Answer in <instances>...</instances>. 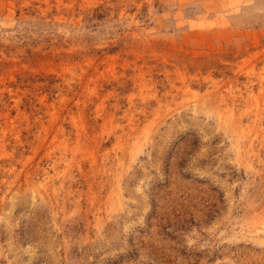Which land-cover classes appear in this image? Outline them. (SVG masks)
I'll use <instances>...</instances> for the list:
<instances>
[{
	"label": "rangeland",
	"instance_id": "1",
	"mask_svg": "<svg viewBox=\"0 0 264 264\" xmlns=\"http://www.w3.org/2000/svg\"><path fill=\"white\" fill-rule=\"evenodd\" d=\"M0 264H264V0H0Z\"/></svg>",
	"mask_w": 264,
	"mask_h": 264
}]
</instances>
